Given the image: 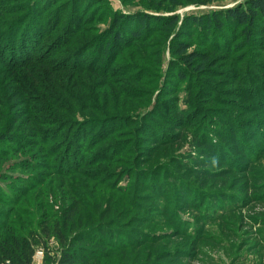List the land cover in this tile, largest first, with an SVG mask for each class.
<instances>
[{
	"label": "rangeland",
	"instance_id": "obj_1",
	"mask_svg": "<svg viewBox=\"0 0 264 264\" xmlns=\"http://www.w3.org/2000/svg\"><path fill=\"white\" fill-rule=\"evenodd\" d=\"M1 1L10 3V6H6V12H0V41H2L1 39L6 35L8 36L16 20L26 13L25 10L17 11L13 9L11 4L15 1H21L20 3L23 2L24 4L34 1L37 9L38 5H40L38 2L42 1L44 5L47 2L55 3L54 1H57V5L55 6L56 11L53 10L52 15L48 17L50 19H45V21H49V23L53 21L54 23L55 19H57L61 22V27H59L62 29L60 36L69 25V21H71L72 18L73 27L81 23L82 20H88L87 22L85 21L86 23L84 22V33L79 36V39H77L78 42L64 48L69 52L75 49L76 51L85 49L84 46L79 44V41L82 39L90 40L96 36H100L103 40L110 38L111 36L108 32L113 26L116 17L121 18L120 16H122L121 20L132 21L133 26L130 29L134 34H137L138 30L143 28L142 22L144 19L155 20L150 23L147 20L144 24L147 25L148 28L141 36L147 35L149 36L148 39L136 43L134 42L133 46L128 49V52L124 50L121 54L120 61L113 64V69H111L122 73V70L117 68V66H119L118 63L122 61L123 65H127L124 63L130 62L129 65L135 68H133V70H128L126 76L123 77L122 74H117L115 78H111L113 84H106L104 81L102 82L100 77H96L89 71H86L74 76L75 82L81 81V87L76 89L74 85L71 86L69 75L61 74L60 82L65 86L69 85L72 91L71 93L74 96L72 100L76 101V104L72 103V101L65 97L55 86H52L54 94L60 96L62 103L64 102V109L66 111L62 110V114H60L59 109L53 110L51 108L50 110V108H48L47 111L54 112V114H58L59 116L64 114L62 117L67 120H69V116L72 115L75 120L79 122H83L85 119H90L91 117L92 119L100 121L104 120L101 129L93 133V138H95L96 135L108 132L112 128H118L121 133L127 135L126 133L132 129H129V127L122 129L121 124L125 122L124 118L130 115L139 119L145 131H149V127H152L154 123H160L162 130H153L154 133L152 134L154 136H148L149 139L153 138L157 141V145L154 144V141H147V143L145 142L139 146L136 138L131 144V148L136 149V152L139 148L141 149L138 156L140 155L141 160H144L142 164L133 163L135 171L140 175L148 172L146 178H140V190H136L134 194L139 197L145 196L147 193L150 195L152 194L155 196V199L161 201L162 199L150 189V185H156L157 191L162 193L165 189L169 188L170 191L167 195H169L168 197H172V200L165 201L164 203H170V212L160 215V212H156V210L152 208L150 201L145 202L144 200H136L137 196H133L132 193H128V196H124L125 192L121 193L120 191L112 189L111 183L106 187L102 186L104 182L96 184V182L90 180V178H98L90 176L95 172L96 176H100L113 170L117 172L124 171V163L116 159L112 164H93L78 172L79 174H74L71 178L62 179L60 182L62 183V187L61 185H57L60 178H58L55 173L48 174L49 178H45L43 186H45V191L46 188L48 192L50 191V194L48 193L43 196V193L40 192L42 191L41 188L33 192L28 191L25 196L21 197L26 201L25 209H29L32 211L33 215L36 216L34 220L35 223L37 224L39 218H43V213L47 211L38 208L39 204L47 201V195H51L52 203L55 206L53 210L49 211L50 214L58 215V218H64V215L59 211L65 210L69 206L70 208L73 207V196H66L63 201H60V197H58L54 190H58L61 193L64 183L66 189V182L77 179L81 183L84 182V184L70 183V186L74 187L72 193L80 199L79 201H90L88 198L91 197L93 201L90 202L95 205L101 203L100 199L104 198L106 203L111 202L115 206L114 212L109 215L105 219L106 222H104L107 225V233H110L109 236H112L115 240L114 243L116 247H114V249L121 248L122 250H110L111 248L108 247L104 248L106 254L101 258V264H159V262H162V264H264V176L258 178V172L260 170L264 171V153L257 161L251 162L247 160V162H245L248 164L246 168H241L244 158L235 156V154L229 156V151L231 150L228 148V145L220 140L219 132L213 131V127L217 129L220 127L222 128V125L214 121H216V117L220 113L217 110L224 108H221L219 104L213 102L212 96L203 94L206 93V91H203L207 88V83L202 82L207 81L211 83V87H214L215 91H217L216 94L220 97L222 96L223 99L230 100L229 104L224 106L229 107L230 109H227V111L231 110L237 119L240 120L239 123L243 124L242 128L240 126L241 131H239V136L237 138L241 139V142L260 139V142H258V140L254 142L258 144L253 147L252 151L258 154L259 151L256 150V147L264 149V144L260 138L262 136L264 137V40L257 43L256 48L253 49L252 45L246 44V38L241 33V28L228 23L227 30H225L226 35H224L225 33L221 34L222 38L226 40L225 48L227 50L223 52L221 49L220 51L214 49L215 52H213V57L216 67L214 69L215 74L212 78H206L205 76H196L197 78H193V76H190L188 80L179 82L176 77L177 72H172V68L170 70V66L172 65L171 47L176 45L178 39H182V37L188 41V38H185L184 35L192 30L186 26L188 17H202L213 13L225 14L229 9H234L238 6L243 7L249 0H221L208 5L194 4L197 1L206 0H183V5L175 9V11L170 10L169 1L176 0H0V2ZM166 1L168 2L166 3ZM162 5L166 8L158 9ZM39 11H41V14L44 11L41 5ZM58 14L61 15V17H58ZM173 15L180 18L178 32L170 37L164 44H161V46H156V42L159 41L158 37L152 35L155 27H158V25L160 26V22L157 23L156 19L168 18ZM43 16L47 17L48 14H43ZM93 18L95 20H93ZM137 25L138 28L136 30L135 28ZM49 26L50 24H48V27ZM73 27H70V32L67 35L68 38L74 36ZM93 28L98 32L95 33ZM196 31L197 34L194 40L199 41L201 38H204L202 35L200 36V33L205 31V28L202 31L197 28ZM121 34L123 35V41L118 43L115 51L123 49L125 43L129 41L132 42L129 34L125 32L124 29ZM259 34L260 33H257L256 35ZM57 37L59 36L56 35L51 38L50 41L55 43L54 40ZM62 45H66L64 40H62ZM191 46V51L206 53V49L199 48V45L194 44ZM217 46L221 47V43H217ZM47 47L48 46H46L45 49H47ZM42 48L37 51L44 55L45 49ZM137 50H140V52ZM92 51L93 49L90 48L87 52L89 57ZM156 51L159 53L161 52V57ZM75 53L76 52L70 53L66 57L70 58ZM157 54L159 55V59H157ZM6 57L3 58L2 63V57L0 56V68L5 66L8 67V62L11 64L24 62L25 64L20 66L15 76V78L18 77L20 79L18 84H9L6 81H10V78L5 80L3 76L0 77V133L4 130H11L15 125L14 128L17 134L26 137L29 135L28 133L32 131V127H34L35 124L30 125V113L27 114L24 110V106H20L23 103L21 102L22 97H18V102L15 101L14 104H12L8 97L9 92L12 93L13 89H17L26 83V85L31 86L30 90L37 92L33 94L34 97L43 99L47 104H50V107H52L50 103L51 96L46 92H42L41 88L38 89L39 85L36 86L34 84L35 77L32 78L29 71L35 68V65L30 66V63L25 62V59H21V61L18 62L12 61L9 54H7ZM60 57L61 56H54L50 59L52 61H61L65 58L60 59ZM90 60L86 57L83 63L87 65V67L97 63V60H95L91 64ZM157 61L162 64L160 65ZM77 66H80V64ZM136 68L138 69L136 70ZM13 73L9 74L11 75ZM129 74L135 75V77L140 76L143 80L142 82H145V84L136 83L137 85H134L132 81L129 82V79H127L129 78ZM30 78H32L33 81ZM45 78H47V76ZM63 78H67L66 81L63 82ZM37 80L39 79L37 78ZM188 82L193 83L192 88L187 87ZM246 84H250L251 95L253 96L249 97L250 99H254V102L241 95L246 91ZM187 94L191 96V99L194 98L195 95H201L200 98L204 99L211 98L205 102H203L202 99L200 100L201 102H198V97H196V101L193 100V106H191L193 108L192 112H187L185 117L188 118L183 119L184 122L192 121L189 119L192 115L191 118L194 119V127L190 128L188 132L193 133V129L204 131L203 133L206 134L207 138L212 140L214 138L217 142L216 145L220 148L219 152L222 150V155L225 154L222 161L217 159L214 165H203L204 167L202 169L208 168L209 171L214 172L213 177H209L205 173H198L196 169L199 166H197V168L192 166L196 164L197 160L201 159L203 150H197L192 146L193 142L190 136L188 140H185V132H181V137H179L180 132H178V125L181 122L179 120L180 118L173 117V114L165 109L167 106H174L175 103H178L180 110L185 109L186 107L183 103L185 102V95ZM86 95L90 98L93 96L92 104L94 106H91V110L95 108L98 112H93L91 114L89 113L91 110H89L87 113H84L86 116L83 117V113L78 109V105L79 102L81 104L82 99ZM36 103L35 105H40L38 101H36ZM196 104L205 110L198 112V107L195 106ZM239 104L243 107L242 111L237 106ZM251 104H253V106H251ZM247 107L253 108L246 109ZM42 113L45 112L41 111V114ZM199 113L202 116H200ZM165 119L170 122V125H166V121H163ZM169 119L172 120L170 121ZM16 121L18 122L16 123ZM230 123L232 124L231 121ZM104 127L105 131L103 129ZM255 128L259 129L261 136L247 138V133L249 131H255ZM225 130L228 132L229 128ZM172 137H175V139L172 140ZM121 140L122 137L120 138V136H115L113 138V141ZM114 143L115 142H112V144ZM36 145L35 151L45 147L44 145ZM152 147H154L155 152H153L150 157L147 151ZM107 151L109 154L114 155V151ZM83 152L84 150L82 153ZM105 152L106 150L102 148L99 153L103 154ZM21 155L22 153L17 157L11 155L6 161L8 163L9 161H15L17 158L21 157ZM134 156L135 154L128 155V157L131 158ZM121 158L123 157H120V160ZM39 159L41 161L42 158ZM145 159L148 161H145ZM211 159L213 161L216 158L212 156ZM79 162L80 160H76V166L79 165ZM8 163H3L4 166L0 169V173L6 171L5 167ZM43 163L45 164L43 172L49 173L46 169V162L43 161ZM73 164L74 163H72V165ZM172 169L175 171H172ZM84 172H86L85 177L83 176ZM123 176L120 178V181H122L120 182V186H127L130 190H133L131 187L135 188L136 184L134 182L137 179V175H132L133 181L131 182L128 178ZM87 177L89 179H87ZM174 178H177L176 182H173ZM52 180H56V182L51 184ZM108 182L111 181L108 180ZM85 183L96 189L98 188V191L96 193L88 191L87 188L89 189V186L87 187ZM183 192L188 193V199ZM179 194L183 195V206H189V202L194 200L196 201L195 204L201 207H199L200 209L204 208L199 203L202 197L226 194L234 198L233 201L235 202H232L234 208L218 221L212 223L210 221L206 222L204 228L199 232L201 238L186 237L184 236L186 231L190 232L191 230H195L190 223L191 221H194V223L197 221L200 223L201 221L202 224L205 222L200 212L193 209L188 210V208H176L174 206L175 201L173 199ZM31 199L33 204L31 203ZM133 201L142 203L147 207H145V209L151 208L147 213L148 215L153 214V218H167L171 213L179 211L187 222L177 225L176 222L168 225H160L152 221L145 223L141 221V218L147 217V213L143 211L142 207L128 206L129 202ZM155 204L157 203L155 202ZM105 206L103 207L104 210ZM0 213L12 215L14 212L13 210L8 211L7 207L0 204ZM99 229H101V227H99ZM141 230H145L149 233L147 236L148 240L142 238V234H140ZM155 233L157 234L153 237L152 234ZM95 235L99 234L96 233ZM128 240L131 242H128ZM136 242H138V245L135 244ZM50 250L55 253L59 251L57 243L54 240L50 242ZM43 259V251L38 250L35 257V264H44Z\"/></svg>",
	"mask_w": 264,
	"mask_h": 264
},
{
	"label": "trees",
	"instance_id": "obj_2",
	"mask_svg": "<svg viewBox=\"0 0 264 264\" xmlns=\"http://www.w3.org/2000/svg\"><path fill=\"white\" fill-rule=\"evenodd\" d=\"M219 1L221 0H206L192 3L196 5H208ZM20 2L21 1H15L11 4V6L17 11L25 10L26 13L16 20V23L12 27L11 32L8 34V36L6 35L1 39V62L3 63V58H5L7 54H9L12 61L18 62L21 61V59H25V62L30 63V66L35 65V68L30 69L31 71L29 72L32 75V78L35 77L34 84L36 86L39 85L38 89L41 88L42 92H46L51 96L50 103L52 107H50V104H47V102L43 99L34 97L33 94L37 92L30 90L31 86L26 85V83L17 89H13L12 93L9 92L8 94L10 103L12 104H14L15 101L18 102V97H22L21 102L23 103L20 106H24V110L27 114L30 113V125L35 124V126L32 127L31 132H26L29 134L26 137H22L20 134H17L14 128L15 125L11 128V130H4L0 133V169L4 166L3 163H8L6 160L9 156L13 155L14 157H17L20 153H22L21 157L17 158L15 161H9L8 165L5 167L6 171L0 173V204L7 207L8 211L13 210L14 212L12 215L0 213V264H35V257L38 250H42L44 253V264H101L100 260L106 254L104 248L108 247L111 248L110 250H122L121 248L114 249V247H116L114 243L115 240L112 236H109L110 233H107L106 231L107 225L105 223V219L114 212L115 206L113 205V203H106V200L102 198L100 199L101 203L94 205L90 202L93 201L91 197L88 198L90 201H79L80 199L72 193L74 187L70 186V183H78L83 185L84 182L81 183L77 179H74L72 181L66 182V189L64 183V186L61 189V193L58 190H54L58 197H60V201H63L66 196H73V207L70 208L69 206L65 210L59 211L62 213V215H64V218H58V215L50 214L49 211L53 210L55 206L52 203L51 195H47V201L39 204L38 206L39 209H45L47 211L43 213V218H39V222L36 224L34 221L36 216H34L32 211H30L29 209H25L26 201L21 197L25 196L28 191L33 192L34 190L41 188L42 191L40 192L43 193V196L48 193L50 194V191L48 192L46 188V192L44 189L45 186H43L45 178H49L48 174L50 173H55L57 177L60 178L59 182L57 181V185H61L62 187V183H60L62 179L71 178L72 176H74V174H79L78 172L93 164H112L116 159L124 163V171H107L108 173H104L100 176H96L95 172L90 176L98 178H90V180H92V182H96V184L104 182L102 186L106 187H108V184L111 183L112 189L120 191L121 193L125 192L124 196H128V193H132L133 196H135L134 192L136 190H140V178H146L148 172L140 175L137 171H135L133 163L142 164V161L144 160H141L140 155L138 156L139 152H141V149L139 148L136 152V149L131 148V144L136 138L137 144L139 146L141 144H144L145 142L147 143V141H154V144L157 145V141H155L153 138H151L152 140L149 139L148 136H154L152 134L154 133L153 130H162V127H160V123H154L152 127H149V131H145L144 127L141 125L142 123L139 122V119L137 117H134L133 115H130L134 119H132L130 116H126L124 118L125 122L121 124L122 129L128 127L129 129H132L131 131L126 133L127 135L121 133L118 128H112L108 132L96 135L95 138H93V133L96 130L101 129L104 120L100 121L92 119L91 117L90 119H85L83 122H79L78 120H75L72 115L69 116V120H67L66 118L62 117L64 114L59 116L58 114H54V112L52 113L47 111V109H59L60 114H62V110L66 111L64 109V102L62 103L60 96L54 94V92L52 91V86H55V88L60 90L65 97L69 98L72 103L76 104V101L72 100L74 96L71 93L72 91L69 85L65 86L61 84V74H68L71 80L69 81L71 83V86L74 85L76 89H79L81 87V81L75 82L74 76L82 74L86 71H89L96 77H100L102 79V82L104 81V83L106 84H113L111 78H115L117 74H122V76L124 77L126 76V72H128V70H133V68L135 67L129 65V60L126 61L128 63H124L127 65H123L122 61L118 63L119 66H117V68L121 69L122 73L117 70H112V67L115 62L117 63L120 61V56L124 52V50L128 52V49L133 46L134 42L136 43L140 42L141 40L148 39L149 36L147 35L141 36V34L148 28L147 25H144L148 19H144L145 21L143 20V28H140L137 34H134L130 29L133 26L132 21L121 20L122 16H120L121 18L116 17L114 19L113 26L108 32V34H110L111 36L110 38L103 40V38H100V36H96L90 40L82 39L81 41H79V44L84 46L85 49H80L78 51H76L75 49L74 51L69 52L64 48L72 46L73 44L78 42L77 39H79V36L84 33V22L86 20H82L81 23H78V25L73 27V18L71 17L72 19L71 21H69V25L67 26L65 31L61 33L60 36V32L62 31V29H60L59 27H61L62 23L57 19H55L54 23L53 21H51V23H49V21H45V19H50L48 17L52 15L53 10L56 11L55 6L57 5V1H54L55 3L47 2L44 5L42 1L38 2V4H40L44 8V13L42 12V14L41 11H39L40 5H38L37 9L34 1H31L27 4ZM167 2L168 1H166V3ZM169 2L171 5H169V8L173 11L181 7L184 3L183 0ZM3 3V1L0 2V12H6V6H10V3L6 1L4 4ZM164 8L166 7L162 5L158 9ZM43 14H48V16L45 17L43 16ZM59 14L57 16L61 17V15ZM93 20L95 19L93 18ZM151 21L155 20H148L149 23ZM156 21L157 23L160 22V26L158 25V27H155L152 35H156L158 37L159 41H155L156 46H161V44H164L168 39H170V37L174 36L176 32H178L180 18L176 15H173L168 18L156 19ZM187 21L188 22L186 23V26L188 28H191L192 30L188 31V33L184 35L185 38H188V41H186L184 37H182V39H178L176 45L171 47L170 52L172 54V65L170 66V70L172 68V72H177L176 77L178 78L179 82L188 80L190 76H193V78H197L196 76H205L206 78H212L215 74L214 69L216 67V63L213 57V52H215L214 49H218L219 51L221 49L223 52H226L227 50L225 48L226 40L222 38L221 34L225 33V30H227L228 23L234 25L235 27L241 28V33L246 38V44L252 45L253 49L256 48L257 43L264 40V0H249L243 5V7L238 6L237 8L229 9L225 14L213 13L202 17L190 16L188 17ZM48 24H50L49 27ZM70 27L74 28V36H72V38L67 37L71 29ZM137 28L138 25L135 29L137 30ZM197 28H199L201 31L205 28V31L201 32L203 34L200 33V36L202 35L204 38H201L199 41L194 40V37L197 34ZM123 29L129 34L132 42L129 41L125 43L123 45V49L115 51L118 43L123 41V35L121 34ZM94 31L95 33L98 32L95 29ZM257 33L260 34L256 35ZM56 35L59 37L54 40L55 43H52L50 40ZM224 35H226V33ZM62 40H64L66 45H62ZM217 43H221V47L217 46ZM194 44L199 45V48L206 49V53L191 51V45ZM46 46H48L47 49H45ZM40 48L45 49V54L43 53L44 55L37 51ZM90 48H92L93 51L89 57L87 52ZM137 51L140 52V50ZM73 52L76 53L73 54L70 58L66 57ZM156 52L159 53L158 51ZM159 55L161 57V52L159 53ZM159 55L157 54V59H159ZM54 56H61L60 59L64 57L65 58L61 61L53 60V62L50 58ZM86 57L89 60L91 59V64L95 60H97V63L95 65L87 67V65L83 63ZM158 63L160 65L162 64L161 62ZM24 64V62L17 64H11L10 62H8V67L5 66L0 68V77L3 76V79L5 80L7 78H10V81H6L9 84H18L20 79L18 77L15 78V76L17 74V71H19L20 66ZM79 64L80 66H77ZM137 69L138 68H136V70ZM9 73L13 74L10 75ZM46 76L47 78H45ZM128 77V81H132L134 85L136 83L145 84V82H142L143 80L140 76L135 77V75L129 74ZM32 78L30 79L32 80ZM37 78L39 80H37ZM47 79L49 80V83ZM66 79L67 78H63V82L66 81ZM202 82L207 83V88L203 91H206V93L203 94L212 96L213 102L219 104L221 108H224L217 110L220 113L217 115L216 121H214L219 125H222V128L220 127L219 129H217L213 127V131L219 132L220 140H222L224 144L228 145V148L231 150L229 151V156L235 154V156L244 158V162L241 168H246L248 166V164L245 163L247 162V160H250L251 162L259 160L264 153V149H259L258 147H256V150L259 151L258 154H255L252 151L253 147L257 146L258 144L254 142H256L257 140L258 142H260V139L241 142V139L237 137L239 136V131H241L240 126L242 128L243 124L239 123L240 120L237 119V117L232 113L231 110L227 111V109H230L229 107L224 106L228 105L230 100L223 99L222 96L220 97L218 94H216L217 91H215L214 87H211V83H208L207 81ZM187 84V87H193V83L188 82ZM249 85L250 84H246V91L241 94L242 96H245L246 99H250L249 96H253L251 95L252 92ZM201 95H195L192 99L189 94L185 95V102L182 103L186 108L183 110H180L178 103H175L174 106H167V108L165 109L169 110L173 114V117L180 118L179 120L181 122L178 125V132H180L179 137H181V132H185L186 134L184 139L188 140L190 136L193 142L192 146L197 150H203L201 159L197 160L196 164L192 166L196 168L197 166H199L196 169L198 173H205L207 176L213 177L214 172L209 171L208 168L202 169L204 167L203 165H214L217 162V159H220V161H222V158H224L225 154L222 155V150L219 152L220 148L216 145L217 142L214 140V138L213 140L207 138L206 134L203 133L204 131H197V129H193V133L188 132L190 128L194 127V119L191 118L192 115L189 117V119H191L192 121L184 122L183 119L188 118L185 117L187 112H192L193 108L191 106H193V100L196 101V97H198V102H201V99L203 102L211 99L200 98ZM250 100L254 102V99ZM36 101H38L40 105H35L37 104ZM92 102L93 96L92 98H90L87 95L84 96L81 104L79 102L78 109L83 113V117L86 116L84 115V113H87L89 110H91V106H94ZM239 105L237 106L242 111L243 107ZM195 106L198 107V112H202L203 110H205L199 107L198 104H196ZM251 106H253V104H251ZM252 108L253 107H247L246 109ZM41 111L45 113L41 114ZM93 112L96 113L98 112V110L93 108L91 111H89V113L91 114ZM169 120L171 121L172 119ZM163 121H166V125H170V122H168L167 119ZM230 121L232 122V124L230 123ZM17 122L18 121H16V123ZM226 128H229L228 132L225 130ZM103 129L105 131V127ZM257 129L255 131L253 130L254 132L249 131L247 133V138L260 137L261 132L259 131V129L257 131ZM115 136H120V138L122 137V140L113 141V138ZM260 138L262 140V143L264 144V137L262 136ZM174 139L175 137H172V140ZM112 142L115 143L112 144ZM36 144L40 146L44 145L45 147L35 151V147L37 146ZM102 148L105 149L106 152L100 154L99 152L102 150ZM83 150L84 152L82 153ZM107 150L114 151V155L109 154ZM147 152L151 157L153 152H155L154 147L149 148ZM134 154L135 156L133 158L128 157V155ZM212 156H215L216 158L213 161L211 159ZM120 157L123 158H121L120 160ZM39 158H42L41 161ZM42 160L46 162V169L49 173L43 172L45 164ZM76 160H80L79 165L77 166L75 164ZM146 160L147 159H145V161ZM72 163L74 164L72 165ZM172 171L175 170L172 169ZM85 173L86 172H84V175L82 173L84 177ZM133 174L137 175V179L134 182L136 184L135 188L131 187L133 190H130V188L127 186H120V182H122L120 181V178L123 175V177L128 178V180H130L131 182L133 181ZM262 176H264V171L260 170L258 172V178H261ZM87 179L89 178L87 177ZM108 180H110L111 182H108ZM176 181L177 178H174L173 182ZM55 182L56 180H52L51 184ZM86 185L87 187L89 186V189L87 188L88 191H91L93 193H96L98 191V188L96 189L95 187H91L88 184ZM155 186L156 185H150V189L162 199L161 201L155 199L154 195H150L148 193L142 197L136 195V200H144L145 202L150 201L152 208L155 209L156 212H160V215L169 213L170 203L164 202L172 200V197H168L169 195H167L170 189H165L162 193L157 191ZM183 193L188 199V193ZM210 196L211 197H202V199L200 200V205L204 207L202 209H200L201 207L198 206V204H195L196 201L192 199V201L189 202V206H183V195L181 194L174 197V206L176 208L180 207L181 209L188 208V210H196L200 212V215L205 222L204 224H202L201 221L200 223L198 221L195 223L194 221H191L190 223L192 224L193 228H195V230H191L190 232L186 231L184 236L194 237L197 239L201 238L199 232L200 230H202V228H204L206 222H216L219 219L223 218L234 208L232 202L235 201H233L234 198L232 196H228L226 194ZM155 202L159 205L155 204ZM31 203L33 204L32 199ZM129 204L128 206L131 207L141 206L145 213L151 210V208L145 209L146 206L137 201L129 202ZM104 206L105 210L103 209ZM152 216L153 214L148 215L147 213V217L141 218V221H144L145 223H149L150 221H152L153 223L160 225H168L175 222L177 225L187 222L179 211L171 213L167 218L157 219L153 218ZM99 227H101V229H99ZM96 233H98L99 235H95ZM140 234H142V238L148 240L147 236L149 233L147 231L141 230ZM156 234L157 233L152 234V236L154 237ZM52 240L57 243L59 249L57 253L50 250V242ZM128 242L131 241L128 240ZM135 244L138 245V242H136ZM159 264H162V262H159Z\"/></svg>",
	"mask_w": 264,
	"mask_h": 264
}]
</instances>
